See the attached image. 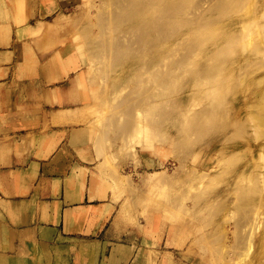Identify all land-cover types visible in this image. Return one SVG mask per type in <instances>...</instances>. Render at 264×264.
I'll return each instance as SVG.
<instances>
[{"label":"rangeland","instance_id":"obj_1","mask_svg":"<svg viewBox=\"0 0 264 264\" xmlns=\"http://www.w3.org/2000/svg\"><path fill=\"white\" fill-rule=\"evenodd\" d=\"M0 21L4 170L61 147L153 264H264V0H1Z\"/></svg>","mask_w":264,"mask_h":264},{"label":"crops","instance_id":"obj_2","mask_svg":"<svg viewBox=\"0 0 264 264\" xmlns=\"http://www.w3.org/2000/svg\"><path fill=\"white\" fill-rule=\"evenodd\" d=\"M7 30L0 21V31ZM10 115L2 112L0 118ZM58 150L19 160L17 169L0 166L2 263L25 264L33 249L34 264H153L138 239L116 237L110 224L114 205L96 173ZM77 153L83 160V152Z\"/></svg>","mask_w":264,"mask_h":264},{"label":"bare ground","instance_id":"obj_3","mask_svg":"<svg viewBox=\"0 0 264 264\" xmlns=\"http://www.w3.org/2000/svg\"><path fill=\"white\" fill-rule=\"evenodd\" d=\"M169 4H170V3H169ZM172 5H173V4L171 3V5L169 6V7H171V9H172ZM173 7H174V6H173ZM165 8L167 9L168 7H166V5H165ZM171 9H169V10H171ZM173 9H174V8H173ZM217 10H219V9H217ZM168 17H170V16H168ZM208 18H210V16H209ZM211 21L213 22V20H211ZM215 21H216V19H215ZM212 22H211V24H213ZM214 24H215V22H214ZM144 37H145V36H144ZM230 47H232V46H230ZM233 47H234V46H233ZM227 49H228V52H230L229 54H231V50H232V52H233V51H236V49L233 50V49L228 48V47L225 49V51H227ZM225 51H224V52H225ZM234 53H235V52H233V53L231 54L232 57H233V55H235ZM223 54H227V52H225V53H223ZM231 55H226L225 57H229V56L231 57ZM212 76H213V75H212ZM215 76H217V75H215ZM213 78H214V77H213ZM228 84H229V86L227 85L225 88L230 87L231 84H230V83H228ZM231 86H232V85H231ZM219 88H221V85H219ZM223 88H224V87H222L221 89H218V88H216V89L214 88V89H213V91H215V90H221V94L217 92V95H218V96H216V97L221 98V97L223 96V93H222V92H223V91H222ZM230 88H232V87H230ZM226 92L228 93V91H226ZM226 92L224 93V95H227ZM230 92H232V91H230ZM230 92H229V94H228L229 96H230ZM215 93H216V92H215ZM223 97H224V96H223ZM223 97H222V98H223ZM216 99H217V98H216ZM219 100H220V101H225V97L223 98V100H222V99H218L217 101H219ZM225 102H226V101H225ZM222 103H223V104H222ZM222 103H220L221 105H223L222 107H225V106H224V102H222ZM226 103H227V102H226ZM226 103H225V104H226ZM216 104H217V106L220 105V104H218V102H217ZM226 108H227V107H226ZM222 109H225V108H222ZM211 113H212V112H211ZM211 115H212V114H211ZM208 116L211 117L209 114H208ZM214 116H215V115H214ZM212 117H213V116H212ZM215 120H217V119H215ZM207 121H208V120H207ZM211 123H214V122L211 121ZM207 124H208V123H207ZM214 125H215V124H214ZM211 126H212V125H211ZM205 127H206V125H205ZM203 128H204V127H203ZM212 128H214V127H212ZM200 129H202V128H199V130H200ZM204 129H205V128H204ZM206 129H209V128H206ZM206 129H205V130H206ZM207 131H208V130H207ZM209 131H211V129H209ZM202 132H203V131H202ZM204 132H206V131H204ZM209 133H210V132H208V134H209ZM201 134H202V135H207L206 133H205V134L201 133ZM201 134H200V135H201Z\"/></svg>","mask_w":264,"mask_h":264}]
</instances>
